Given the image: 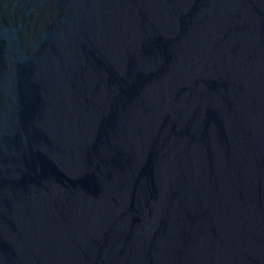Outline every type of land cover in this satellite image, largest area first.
<instances>
[{"label": "water", "instance_id": "water-1", "mask_svg": "<svg viewBox=\"0 0 264 264\" xmlns=\"http://www.w3.org/2000/svg\"><path fill=\"white\" fill-rule=\"evenodd\" d=\"M0 264H264V0H0Z\"/></svg>", "mask_w": 264, "mask_h": 264}]
</instances>
